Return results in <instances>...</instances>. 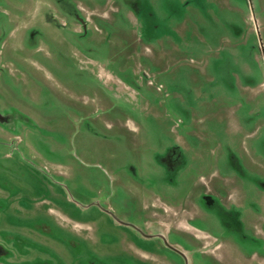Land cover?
Masks as SVG:
<instances>
[{
  "label": "rangeland",
  "instance_id": "374dc122",
  "mask_svg": "<svg viewBox=\"0 0 264 264\" xmlns=\"http://www.w3.org/2000/svg\"><path fill=\"white\" fill-rule=\"evenodd\" d=\"M263 226L264 0H0V264H264Z\"/></svg>",
  "mask_w": 264,
  "mask_h": 264
},
{
  "label": "flooded vegetation",
  "instance_id": "af4514ba",
  "mask_svg": "<svg viewBox=\"0 0 264 264\" xmlns=\"http://www.w3.org/2000/svg\"><path fill=\"white\" fill-rule=\"evenodd\" d=\"M256 207H257V206H256ZM257 224H258V223H257ZM257 224H256V225H257ZM256 225H254V227H253V229H252V239H254V241L258 243V240H259L258 232H257V231H254V229L257 228ZM261 228H264V226L261 227ZM263 230H264V229H263ZM26 247H27V246H26ZM257 254H258V253H257Z\"/></svg>",
  "mask_w": 264,
  "mask_h": 264
}]
</instances>
